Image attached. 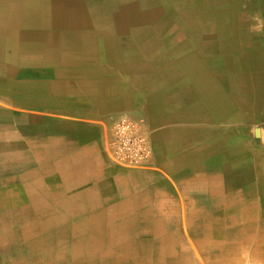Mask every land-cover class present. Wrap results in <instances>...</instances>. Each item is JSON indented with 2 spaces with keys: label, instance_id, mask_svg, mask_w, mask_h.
<instances>
[{
  "label": "crops",
  "instance_id": "0c3cea01",
  "mask_svg": "<svg viewBox=\"0 0 264 264\" xmlns=\"http://www.w3.org/2000/svg\"><path fill=\"white\" fill-rule=\"evenodd\" d=\"M14 7L0 16L12 41L0 42V264H264V147L239 138L264 130V77L241 80L264 65V39L259 52L234 53V78L219 79L232 81L220 87L231 91L228 125L195 132L179 124L189 101L180 107L158 76L139 85L149 51L118 41L69 67L26 57L11 36ZM114 46L133 61L115 58ZM128 109L158 126L150 170L121 169L104 152L109 117Z\"/></svg>",
  "mask_w": 264,
  "mask_h": 264
},
{
  "label": "rangeland",
  "instance_id": "374dc122",
  "mask_svg": "<svg viewBox=\"0 0 264 264\" xmlns=\"http://www.w3.org/2000/svg\"><path fill=\"white\" fill-rule=\"evenodd\" d=\"M119 1L118 0H108L107 2L109 4L111 3L113 7H109V6L104 7L105 5L104 3H106V1L104 2L102 0H76L75 3L79 5L78 8L81 7V10H83V14L80 16L81 18H78L79 20L74 21L72 19H68L65 25H60L59 21L64 20L65 17H68V16H66L63 13L61 14L60 11H54V13L58 15L57 16L58 18L55 19L51 23V26H48L46 28L53 27L54 32H56L58 28H63L61 31V37H63L64 39H70L73 42H75L76 40H79L81 36L83 38H86L87 40L84 42V46H89L88 48L89 53L102 52L100 50L97 51L93 49V48L99 47V46L94 45V42L97 40L95 38L96 31H94V29L103 28V30L106 32L109 31L113 35L115 34L118 35L119 36L118 41H120L121 43H124L125 46H127L130 43V40H133V39L137 40L135 49H137L138 51L141 50L144 52L149 51L148 53L151 54V55H146L148 58L146 56L141 58V59H146L147 61L144 63H148L149 66L146 68L148 70L146 71L143 70V73L145 74L140 75L141 77H139L140 79L139 85L141 86L145 82L149 87L150 85L149 83L153 81L151 79L152 77H150L151 73L149 72L152 71V74H153V72H156V71L161 72V70L164 69L163 71H166V72L160 73L158 75L159 77L158 79L161 80L160 82H158V85H160V87H164V88L167 87L168 89H170L172 95L177 99L178 103L180 104V107L186 106V103L190 101V104L192 106L191 108L195 109L196 111L197 110L199 111V108L202 107L201 106L202 100L200 98V95L197 93L199 92L198 88L197 87H195L196 89L192 88L193 87L192 83H195V79H193L192 77L189 78L188 75L185 73L178 74L177 72H175V70L173 71V73L167 71L168 69L167 67H169L168 65H171L173 58H182V57H186V56L194 55V54L195 56L193 58H196V59L204 57L205 59H207V63L205 62V65H207L209 68V71L213 73L212 75H207V77H210L211 79L213 78L219 83L220 82L219 79L222 76L224 78H228L232 80L233 78L232 73L234 69L236 70V67H232L230 65V63H233L232 55L234 53H242V52H247V51L249 52L261 51L262 41L264 39V36L250 35L249 32L247 31V26L240 25L238 21L236 12L239 13V11L246 9L244 7L245 5L247 6L245 1L240 2L237 5L238 10H236L235 7H236V3L238 2V0H147L148 4H146L147 6L146 8L149 11H148V14H145V15L148 16V19H151L153 24L156 23L157 21L161 23L165 19L166 22H168L172 26L171 31H170V28L169 29L167 28L166 30L158 31L157 33L150 32V31H145V32L140 31L135 26L137 24L135 22H143L144 20L142 13L137 9L136 0H119ZM51 2L56 3V0H51ZM94 2L97 5L103 6L101 7L103 8V10L101 8L97 9V7L93 8ZM38 3L40 6V2ZM38 3L33 4V2H30V5L38 6ZM17 4L19 6H18V10L15 13V17L13 19V30L12 31H18L21 28L22 32L28 33V36L23 37V38H21L22 37L21 36L19 38L15 34H12L11 36L16 38L13 41L17 42L15 45H18L20 43L23 44V46L25 47L23 49V56H26V57L38 56L36 54L39 53V50L33 51L30 48V52H28L29 50L28 47H29L30 42L36 40L37 38L46 39L44 35H38V32L43 33L46 28H42V29L32 28L34 24L29 23V19L26 18V16L33 18L32 15L36 17L46 16V15L42 14L40 11H36V9L38 8L31 10L32 14L31 12L24 13L21 9L23 7L22 1L17 0ZM126 7L127 9L129 8L128 10L129 17H133L134 22L131 23L132 25H127L128 20H124V18L122 17V13L120 9H126ZM107 8L113 10L114 12L117 11L116 13L119 16H113L111 18H106L105 21L101 23L98 22L97 23L98 25L96 26L95 25V21H96L95 15L99 16L98 14L103 11L104 13H106V15L104 16H108L109 12H107L108 11ZM168 9L171 10L170 13L166 12V10ZM216 12L220 16V20H221L220 22L221 27H218L219 33L214 31L216 29V26H215L216 17H217ZM74 16H79V15L74 14ZM166 16H168V18ZM86 19L88 20L87 22H86ZM6 24L7 23L5 22L1 24L2 26L0 27V35L4 37L3 39L4 43H8V42L12 43V41L9 39L10 33H7V32H10L11 28L8 30V28L5 26ZM83 24H85L83 28L78 29V25L82 27ZM28 27L30 29H28ZM6 33H7V36H6L7 39L5 37ZM126 33L129 36H127ZM31 34L34 35L35 37H33ZM139 34L145 37L144 38L139 37ZM90 35H92V37L95 38L94 41H92V38H88V36ZM150 35L152 37H150ZM159 37L164 38L163 40H165V42L161 39H158ZM138 40L139 41L141 40V42L139 43ZM115 41L117 40L115 39ZM175 41L178 43H176ZM55 43L56 42L51 41L50 45L48 46L45 52V55L47 57H50L49 52L52 50L51 47H53ZM31 47L34 48L32 45ZM241 47H243V49H241ZM116 48L117 47L114 46L113 48L114 51L118 50ZM163 50H166V51H163ZM117 55L118 53L115 54V56ZM93 56L97 57V55H93ZM121 57L125 59L124 63L133 61V59H131L130 57L126 59L125 57L127 56L125 55H121ZM102 65L103 67L110 68V69L119 67V64L116 63V61H111L109 59H105V61L102 62ZM151 65L152 67H150ZM260 68L264 72V66ZM134 74H136V72ZM248 75L247 74L242 75V79L244 80L245 78H247ZM195 78L198 81V77H195ZM154 79L156 80L157 78H154ZM192 79H193V82H191ZM230 80L222 81V82L226 85H229L230 83H232V81ZM222 82H220L219 84L223 85ZM181 88L182 90H184V93L186 94L182 93ZM221 91H223L224 93L225 92L229 93V90L221 89ZM2 93L4 92L2 91ZM150 105L151 104L149 103L147 108H149ZM262 107H264V105ZM131 111L130 109H128L123 112L137 119H142L145 125L148 124L150 128L148 129L149 133L152 131L151 133L152 135H154V133L157 130H159L157 124L154 121V118L151 115L150 116L145 115L143 111L141 113L140 112L135 113L134 111L133 114H130ZM201 113L203 115L208 114V112L203 113L202 111ZM214 116L215 114L213 116H210L211 118L204 117L205 119L210 120V122H207L205 124L203 122L198 121L204 118L201 115H197L196 113L193 117L187 118L188 120L186 118H182L184 122H179V124L182 125L183 127L187 126L189 127L190 130L195 131V132H198L200 130L207 131L209 130V127H213V128L215 127L216 129H219L225 124L228 125L227 123L228 114L227 116L226 114H224V117L222 119L224 121V124H221V125L216 124L217 122H214ZM258 126L259 125L257 124L255 128H257ZM202 128H206V129H202ZM247 136H249L250 138L251 149H254L255 147H257V149L260 148L261 146L260 142H262L263 147H264V130L260 131L259 136H256L255 133H253V129L251 128L249 129V131L247 130L240 131L239 138L241 140H242L241 137H244L245 138L244 142L247 141ZM228 138H229V135H228ZM227 140L228 139H226L222 135V141H227ZM253 155H254V158L258 159V161L262 160L261 153H255ZM227 156L228 158L231 157L230 159L234 158V154L232 153L227 154ZM119 168L124 169V170H150L151 169V167H148L146 169L123 168V167H119ZM252 170L254 171V169ZM256 196H258V194ZM121 218L122 217L117 218V219L120 220ZM234 243L237 245L239 242L234 241ZM245 257L248 258L247 255ZM247 263L255 264L251 260L250 262L248 261Z\"/></svg>",
  "mask_w": 264,
  "mask_h": 264
},
{
  "label": "bare ground",
  "instance_id": "6f19581e",
  "mask_svg": "<svg viewBox=\"0 0 264 264\" xmlns=\"http://www.w3.org/2000/svg\"><path fill=\"white\" fill-rule=\"evenodd\" d=\"M19 1H22V11L25 13V12H31V10L35 9V8H38L36 9V11H40L42 14H45L46 16H39V17H36L34 15L33 18H30V17H27L29 19V23L31 24H34L32 26V28L34 29H42V28H46L48 26H51V23L57 19L58 15L54 13V11H60V13L62 14H65L66 16L68 17H65L64 20H61L59 21L60 25H65L66 21L68 19H72L74 21L76 20H79L78 18H81L80 16L83 14V10H81V7L78 8V4H76V0H56V3H52L51 0H19ZM102 1H106V3H104V7H113V5L110 3H108L107 1L108 0H102ZM119 1V0H118ZM137 2V9L142 13L143 15V22H135L137 23L135 26L137 27L138 30L140 31H150V32H155L157 33L158 31H163V30H166L167 28L169 29L170 28V31L172 30V26L166 22V20L164 19V21H162L161 23H159L158 21L156 23H152V20L151 19H148V16H146L145 14H148V9L146 8V4H148V1L147 0H136ZM242 1H245V3L247 4V7L245 10H242V11H239L236 12L237 13V17H238V21H239V24L242 25V26H247V23H246V14L248 12H252V11H255V6H254V2L252 0H238V2L236 3V10L237 9V5L242 2ZM30 2H33V4L35 3H38L40 2V6H39V3H38V6H33V5H30ZM54 2V1H53ZM120 2V1H119ZM155 2V1H154ZM100 3V2H99ZM124 5V3H123ZM18 7L19 5L17 4V0H0V16L2 17L3 15H5L6 12H9L8 10L11 9L10 7ZM94 7H97L98 8H101L103 6H100V5H97L95 2H94V5H93V8ZM15 8V7H14ZM83 9V8H82ZM103 10V8H101ZM106 9V8H105ZM109 12L108 16H104L106 15V13H104L103 11L100 12L97 16H96V21H95V25L97 26L98 22H103L106 20V18H111L113 16H119L116 12H114L113 10L107 8ZM13 10V8H12ZM18 10V8H16L15 10V13L16 11ZM121 10V13H122V17L124 18V20H128L127 22V25H132L131 23L134 22L133 20V17H129V14H128V10L129 8L127 9H120ZM14 11V10H13ZM11 12V11H10ZM114 12V13H113ZM147 12V13H145ZM167 13H170L171 10H166ZM34 13V12H33ZM11 14V13H10ZM32 14V12H31ZM74 14H78L79 16H74ZM48 15V16H47ZM169 16V15H168ZM168 16H166L168 18ZM216 29L214 30L215 32L219 33L218 32V27H221L220 26V16L217 14L216 12ZM1 17H0V27L2 26L1 24L4 23V21L1 20ZM101 17V18H100ZM88 18V17H87ZM6 20V19H5ZM88 20L86 19V22ZM85 24L81 26L78 25V29H82L83 26ZM28 29H30L28 27ZM63 28H58L56 32L53 31V27H49V28H46L44 30V32H38V35H44L46 37V39L44 38H37L36 40L34 41H31L30 44H29V47L33 50V51H37L39 50V53H37L36 57H39L41 59H44L42 57V55H45V52L48 48V46L50 45L51 41H54L56 42L53 47H51V51L49 52V55L50 57L52 58V60L55 62V61H58V62H63V64L66 66V67H69L70 64H71V61H73V59H78L76 57H94L93 55H99L100 57L103 58L104 55H101V53H89L88 52V48L86 46H84V42L87 40L86 38H80L79 40H76L75 42H73L72 40L70 39H64L63 37H61V31H62ZM11 30V29H10ZM95 32V35H96V41L94 42V45L95 46H100L101 49L100 51L103 50V48H110V43H114V44H117L118 42V38L119 36L118 35H113L112 33L110 32H106L103 30V28H100V29H94ZM126 32V31H125ZM9 33V32H7ZM140 33V32H139ZM12 34H15L17 37H21L22 36V29L20 28L18 31H12L11 32V35ZM173 34V33H172ZM53 35V36H52ZM127 36H129L127 33H126ZM139 37H142L144 38L143 36H141L139 34ZM150 37H152L150 35ZM171 37V36H170ZM218 37V36H217ZM250 37V35H249ZM4 37H2L0 35V42H3L4 43ZM115 39L117 40L115 42ZM155 39V38H154ZM158 39H161L163 40L164 38H158ZM179 39V38H178ZM151 41V40H150ZM165 42V40H163ZM172 41V40H171ZM215 41V40H214ZM138 42L140 43L141 40ZM176 42V41H175ZM155 43V42H154ZM173 43V42H172ZM178 43V42H176ZM5 44V43H4ZM137 44V40L133 39V40H130V43L126 46V47H129V48H135ZM147 44V43H146ZM174 44V43H173ZM182 44V43H181ZM21 48L23 46V44H18ZM31 45L34 47L32 48ZM175 45V44H174ZM2 45H0L1 47ZM124 46V45H123ZM141 46V45H140ZM180 46V45H179ZM150 47V46H149ZM152 47V45H151ZM155 47V46H154ZM160 47V46H159ZM40 48V49H38ZM73 48H76L77 52L75 54H71V50ZM141 48V47H140ZM258 48V47H257ZM16 49V48H15ZM18 49V48H17ZM182 49V48H181ZM1 50V49H0ZM137 50V49H136ZM19 51V50H17ZM107 52H109V50L106 49ZM123 51V50H122ZM152 51V50H151ZM156 51V50H155ZM163 51H166V50H163ZM224 51V50H223ZM97 52V51H95ZM138 52V50H137ZM141 52V51H140ZM177 52V51H176ZM194 52V51H193ZM106 53V52H105ZM117 53V51H114L113 54ZM175 53V52H174ZM181 54V53H180ZM194 54V53H193ZM106 55H109V54H106ZM179 55V54H178ZM209 55V54H208ZM98 56V57H99ZM115 56V55H114ZM177 56V55H175ZM195 56L194 55H189V56H186V57H182V58H173L172 62H171V65H168L169 67H167V71L173 73V71L175 70V72H177L178 74L180 73H185L188 75V77H192L193 79H195V83H192L194 89H196L195 87L198 88L199 92H197L199 95H200V98L202 100V104H201V108H199V111L191 108V104H190V101H189V110L187 111V114H186V117L187 118H191L193 117L196 113L197 115H201L203 118L204 117H210V116H214V120L217 121V120H221L223 119L224 117V114H226L227 116V113H229L228 111L231 110V95H230V90H229V93H224L223 91H221V88L220 87H224V83L223 85L219 84L216 80H214L213 78L211 79L210 77H207V75H212L213 73L209 71V68L207 65H205V62L207 63V59H205L204 57L203 58H193ZM66 57H69V58H66ZM73 57V59L71 58ZM116 57H119L121 61V59H123L121 57V55H117L115 56ZM131 58V56H129ZM173 57V56H172ZM206 57V56H205ZM262 57V56H261ZM35 58V57H34ZM114 58V59H115ZM207 58V57H206ZM40 59V60H41ZM83 59V58H82ZM89 59V58H88ZM256 59V58H255ZM262 59V58H261ZM39 60V61H40ZM45 60L46 59V56H45ZM79 60V59H78ZM182 60V61H180ZM233 61V60H232ZM261 61V60H260ZM41 62V61H40ZM237 62V61H235ZM257 63H255V66H254V69L257 70V71H253L252 74L248 75L247 78H245L244 80L242 79V76H241V80L243 82H245L246 84L249 82V83H254L256 82L257 83V79L259 77H261V79L264 77V72L261 70L260 67H263L264 65L259 62V61H256ZM239 64V63H238ZM253 63H251L250 65H252ZM141 65V64H140ZM139 65V66H140ZM230 65L232 67H236V65L234 64V61L233 63H230ZM261 65V66H260ZM129 66V65H127ZM131 66V64H130ZM129 66V67H130ZM145 66V65H144ZM120 67V66H119ZM128 67V68H129ZM161 68V67H160ZM178 68V69H176ZM119 70H122V69H119ZM164 70V69H163ZM161 70V72H153V74H151L152 76H158L160 73H163V72H166V71H163ZM53 73L54 72H60L59 69L55 68L52 70ZM51 71V72H52ZM99 71V70H98ZM77 72V71H76ZM74 72V73H76ZM125 72V71H124ZM174 72V73H175ZM176 73V74H177ZM127 74V73H126ZM186 75V76H187ZM198 75V76H197ZM200 75V76H199ZM125 76V75H124ZM127 77V76H126ZM195 77H198V81L196 80ZM202 77V78H201ZM234 78V77H233ZM193 79L191 80V82H193ZM247 82H246V81ZM260 80V79H259ZM261 82V81H260ZM259 83V82H258ZM232 84V83H231ZM195 85V86H194ZM230 85V84H229ZM263 85V84H262ZM258 86V85H257ZM263 87V86H262ZM259 88V86H258ZM193 89V90H194ZM257 89V88H256ZM225 90V89H224ZM258 90V89H257ZM260 90V89H259ZM264 91V90H263ZM262 93V92H261ZM135 95V94H134ZM257 96V95H256ZM254 96V98H252L253 102L255 105H257L258 103V98ZM23 99V98H22ZM24 102V100H23ZM263 102V101H262ZM264 103V102H263ZM255 109V108H254ZM184 111V110H183ZM201 111L203 113L205 112H208V114L206 115H203L201 113ZM255 113V112H254ZM257 113V112H256ZM264 113V112H262ZM213 114V115H212ZM264 115V114H262ZM225 116V117H226ZM211 118V117H210ZM220 121V122H221ZM228 121V120H227ZM219 123V122H218ZM241 124V123H240ZM236 129V128H235ZM229 130V129H228ZM223 131H225V129H223ZM253 132L255 133L256 136H259L260 135V130L258 128H255L253 129ZM240 133V132H239ZM148 135H149V132H148ZM222 135L223 137L227 138L228 134L226 132H222ZM230 135V134H229ZM150 136V135H149ZM233 139V138H232ZM245 139V138H244ZM236 140V139H235ZM240 140V139H239ZM233 142V141H232ZM262 143V142H261ZM230 144V143H229ZM152 145V144H151ZM250 145V144H249ZM251 146V145H250ZM231 148V147H230ZM256 150V149H255ZM244 154V153H243ZM224 161V160H223ZM231 162V161H230ZM226 164V163H225ZM232 164V163H231ZM224 169V168H223ZM226 170V169H224ZM239 172H242V171H239ZM229 175V174H228ZM230 179V178H229ZM229 179H228V182H229ZM238 184V183H237ZM230 187V186H229ZM247 193V192H246ZM241 197V195H239ZM261 196V194H260ZM231 197V196H230ZM227 200V199H226ZM228 204V203H227ZM228 206V205H227ZM242 208V207H241ZM223 209V208H222ZM24 249V248H23Z\"/></svg>",
  "mask_w": 264,
  "mask_h": 264
},
{
  "label": "built area",
  "instance_id": "2783aa9c",
  "mask_svg": "<svg viewBox=\"0 0 264 264\" xmlns=\"http://www.w3.org/2000/svg\"><path fill=\"white\" fill-rule=\"evenodd\" d=\"M104 152L108 160L118 167L146 168L152 155V145L143 120L122 113L110 116Z\"/></svg>",
  "mask_w": 264,
  "mask_h": 264
},
{
  "label": "clouds",
  "instance_id": "9594fccd",
  "mask_svg": "<svg viewBox=\"0 0 264 264\" xmlns=\"http://www.w3.org/2000/svg\"><path fill=\"white\" fill-rule=\"evenodd\" d=\"M247 7L246 5L244 6ZM247 31L250 35L264 36V10H255L246 14Z\"/></svg>",
  "mask_w": 264,
  "mask_h": 264
}]
</instances>
